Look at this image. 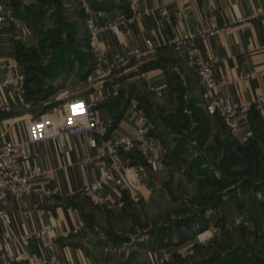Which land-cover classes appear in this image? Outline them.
<instances>
[{
  "label": "rangeland",
  "instance_id": "obj_1",
  "mask_svg": "<svg viewBox=\"0 0 264 264\" xmlns=\"http://www.w3.org/2000/svg\"><path fill=\"white\" fill-rule=\"evenodd\" d=\"M12 4L20 22L39 37L24 58L31 94L28 108L33 118H41L72 93L58 91L59 82L64 84L70 72L55 82L56 67L83 61L87 71L95 72L88 20L114 5L125 12L129 0H13ZM135 71L120 72L116 77L122 80L120 90L109 94L93 93V87L80 79L81 87L73 90L92 94L96 104L122 97L133 88L144 100L154 101L145 91L144 80L131 77ZM139 108L150 133L159 140L157 164L147 165L133 151L130 157L141 167V186L125 189L114 206L79 195L84 210L80 230L98 250L100 264H119L136 251L141 254L138 264H264V123L260 118L242 140L204 104ZM179 232L186 240H178ZM162 236L175 245L168 242L158 248Z\"/></svg>",
  "mask_w": 264,
  "mask_h": 264
},
{
  "label": "crops",
  "instance_id": "obj_2",
  "mask_svg": "<svg viewBox=\"0 0 264 264\" xmlns=\"http://www.w3.org/2000/svg\"><path fill=\"white\" fill-rule=\"evenodd\" d=\"M159 5L170 12L168 19L156 12L135 21L130 26V33L121 28L101 36V44L110 60L116 54L125 56L133 49H142L138 56L126 58L112 76L100 80L94 71H87L86 63L82 66L76 62L65 83L57 81L60 83L58 91H72L67 98L79 93L73 90L81 87L77 79L92 86L93 93L109 94L116 88L120 90L122 80L116 77L136 70L131 77L144 80L145 91L154 101L144 100L142 94H137V89L133 88L122 97L96 104L102 127L98 134L58 136L27 145L28 153L20 160L21 168L26 170L38 164L51 169L47 177L33 182L30 193L19 199L10 196L3 205L16 232L31 234L23 245L27 252L39 257L55 254L63 263H101L96 258L98 250L80 230L84 210L79 195L85 178L81 160L96 152V147L90 143L91 138L96 136L99 145L107 146L114 136L134 134L142 124L139 107L204 104L203 86L194 64L189 57L177 53L167 44L172 36L201 28L214 18L223 29L214 36L198 39L196 43L202 56L218 59L213 67L215 78L232 80L217 92L232 101H253L264 94V0H141L143 8ZM120 7L114 5L107 12H97L96 20L112 19L122 10ZM8 11L9 7H6L5 13ZM125 12L129 13L128 7ZM38 39V34L30 26L24 22L17 25L12 19H7L0 30V96L16 100L19 98L18 88L23 87L25 97L24 104L15 105L7 115H0V142L28 139V122L37 119L28 108L31 94L25 80L28 65L24 57L26 50L37 46ZM147 41H151L152 46L147 45ZM252 72L255 77H246ZM20 75H23L22 79L18 78ZM7 78L10 82L3 84ZM86 95L85 98L93 97L92 94L82 96ZM64 100H59V108H52L55 111L42 116L62 113ZM251 107L249 114L240 118L247 135L254 121L260 118L264 123V105L253 104ZM133 154V151L124 153V159L135 163L130 157ZM99 172L94 163L86 165L85 174L90 181L95 180ZM55 186L60 188L59 192L48 194L47 190ZM103 192L111 195L114 205L120 202L124 193L112 183ZM44 229L47 231L41 234ZM5 230V224L0 221V250L3 252L0 264H28L21 245L6 239ZM11 256L14 257L12 260Z\"/></svg>",
  "mask_w": 264,
  "mask_h": 264
},
{
  "label": "built area",
  "instance_id": "obj_3",
  "mask_svg": "<svg viewBox=\"0 0 264 264\" xmlns=\"http://www.w3.org/2000/svg\"><path fill=\"white\" fill-rule=\"evenodd\" d=\"M12 0H0V30H2L7 19H12L17 25L21 22L13 13ZM6 7L9 11L5 13ZM129 13L118 11L110 20L98 22L96 18H90L87 23L88 41L93 53L95 62V74L99 77L113 75L120 69L123 61L128 57L138 56L142 52L141 48L133 49L124 56L116 54L113 60H110L104 47L101 44V36L107 32H117L121 28L126 33H130V26L144 16H151L158 12L164 18H169L170 12L163 5L153 8H143L141 0H129ZM223 28L218 25L214 18H211L207 25L194 30L172 36L167 44L173 49L192 60L196 75L203 86L204 106L210 114H219L222 116L225 124L245 140L247 133L244 132L240 122L241 117L249 114L253 104L264 105V94L258 95L253 101L245 99L232 101L219 94L217 89L232 83V80H217L213 74V67L218 59L206 58L202 56L196 41L203 37L214 36ZM152 46L151 41L146 42ZM2 65L0 64V69ZM255 72L246 74V77H255ZM18 78H23L20 75ZM3 84H8L10 79H4ZM19 98L16 100H6L0 96V115H7L13 107L18 104H24L25 97L23 87L18 88ZM142 124L134 134H123L112 137L107 146L99 145L96 136L91 138L90 143L96 147V152L91 156L82 158L81 169L83 171L84 182L81 192L87 195L90 201L97 204L114 206L111 195L104 193L103 190L111 183L124 191L125 189H139L141 186V167L133 162L124 159V153L137 151L145 163L154 166L159 161L157 146L159 140L149 131L146 125V118L140 115ZM101 120L96 110V102L93 97L84 96L75 97L63 104L62 113L53 116H41V118L32 119L28 122L30 135L25 140H5L0 142V221L5 224L6 230L4 236L8 240H13L20 244L24 259L28 264H70L60 262L55 254L49 257H39L25 250L24 243L31 236L30 233L20 235L13 228L7 219V212L4 210V203L10 196L21 198L33 190V182L37 179L47 177L51 169L45 165H34L26 170L20 166V160L25 159L28 153V144L30 142L38 144L44 139H52L58 136H84L91 133L98 134L101 131ZM94 163L99 168V174L95 180L90 181L85 174L86 165ZM60 188L55 186L47 190L48 194H56ZM47 229L40 233L44 234ZM3 252L0 250V258ZM14 257L11 256L12 260Z\"/></svg>",
  "mask_w": 264,
  "mask_h": 264
},
{
  "label": "trees",
  "instance_id": "obj_4",
  "mask_svg": "<svg viewBox=\"0 0 264 264\" xmlns=\"http://www.w3.org/2000/svg\"><path fill=\"white\" fill-rule=\"evenodd\" d=\"M12 2H13V0H12ZM12 2H11V4H12ZM12 8H13V13H14V5L13 4H12ZM14 15H15V13H14ZM61 56H64V55H61ZM81 63H82V66L85 65V63L83 61H81ZM56 68L57 69L55 71V77H54V79L56 80L55 82L62 80L65 73L71 72L74 68V63L70 62V64H66V66H64V64L59 65ZM201 223H203V222H201ZM203 225H204V223H203ZM205 229H203V230H205ZM177 236L179 238L178 240H186V235H184L183 232H181V233L179 232V234ZM157 240H158L157 241L158 248L159 247H166L168 242L172 243V241H173V239H165L164 236L159 237V239H157ZM168 245H175V244L172 243V244H168ZM147 247H149V246L147 245ZM148 249L150 250L151 248H148ZM132 254L133 255L130 256L129 259H126L125 261H121L119 264H138L139 260L141 259V254L137 251L132 253Z\"/></svg>",
  "mask_w": 264,
  "mask_h": 264
},
{
  "label": "water",
  "instance_id": "obj_5",
  "mask_svg": "<svg viewBox=\"0 0 264 264\" xmlns=\"http://www.w3.org/2000/svg\"><path fill=\"white\" fill-rule=\"evenodd\" d=\"M85 93H86V92H80V93L74 94L73 96H71V97L65 99L64 101H68V100H71V99H73V98H75V97L82 96V95L85 94ZM1 119H2V118H1Z\"/></svg>",
  "mask_w": 264,
  "mask_h": 264
}]
</instances>
